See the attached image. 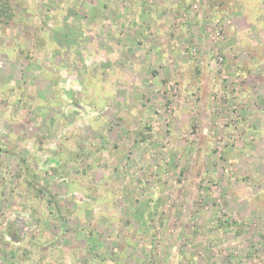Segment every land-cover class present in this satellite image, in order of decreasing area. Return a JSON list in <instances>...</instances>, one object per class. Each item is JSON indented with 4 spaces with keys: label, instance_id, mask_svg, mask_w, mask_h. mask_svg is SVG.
Wrapping results in <instances>:
<instances>
[{
    "label": "rangeland",
    "instance_id": "obj_1",
    "mask_svg": "<svg viewBox=\"0 0 264 264\" xmlns=\"http://www.w3.org/2000/svg\"><path fill=\"white\" fill-rule=\"evenodd\" d=\"M4 2L0 264H264V0Z\"/></svg>",
    "mask_w": 264,
    "mask_h": 264
},
{
    "label": "trees",
    "instance_id": "obj_2",
    "mask_svg": "<svg viewBox=\"0 0 264 264\" xmlns=\"http://www.w3.org/2000/svg\"><path fill=\"white\" fill-rule=\"evenodd\" d=\"M7 3H2L1 5V7H0V13H4V7H5V5H6Z\"/></svg>",
    "mask_w": 264,
    "mask_h": 264
},
{
    "label": "built area",
    "instance_id": "obj_3",
    "mask_svg": "<svg viewBox=\"0 0 264 264\" xmlns=\"http://www.w3.org/2000/svg\"><path fill=\"white\" fill-rule=\"evenodd\" d=\"M223 78H226L225 76H223Z\"/></svg>",
    "mask_w": 264,
    "mask_h": 264
}]
</instances>
